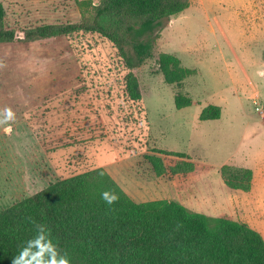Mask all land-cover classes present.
Returning a JSON list of instances; mask_svg holds the SVG:
<instances>
[{"label":"rangeland","instance_id":"1","mask_svg":"<svg viewBox=\"0 0 264 264\" xmlns=\"http://www.w3.org/2000/svg\"><path fill=\"white\" fill-rule=\"evenodd\" d=\"M0 1L6 27L18 31L78 23L86 14L78 1L99 0ZM173 17L174 28L165 22L155 29L152 58L134 71L138 101L126 94L129 71L116 47L100 34L78 31L0 45V110L10 107L15 115L7 121L11 134L0 125V212L49 183L102 167L137 203L167 200L161 199L165 188L181 201L185 185L159 183L174 178L181 183L192 175L203 185H190L191 194L208 196L192 201L193 212L216 217L228 212L229 188L219 172L226 164L253 172L251 191L236 192L242 199L237 208L262 227L256 231L264 239V0H194ZM160 33V51L197 71L181 84L192 99L189 107L175 108L176 87L159 72ZM207 105L221 108L219 119L199 120ZM158 150L184 153L211 169L157 176L145 156L173 163L187 159Z\"/></svg>","mask_w":264,"mask_h":264},{"label":"trees","instance_id":"2","mask_svg":"<svg viewBox=\"0 0 264 264\" xmlns=\"http://www.w3.org/2000/svg\"><path fill=\"white\" fill-rule=\"evenodd\" d=\"M189 4L190 0H99L97 5L78 1L86 13L78 23L40 24L16 31L6 27L0 1V45L16 40H55L78 31L100 34L116 47L129 71L126 94L131 101H138L141 90L134 71L152 58L155 29L186 10ZM157 65L164 81L176 87L175 108L189 107L192 99L181 91V84L196 71L182 66L172 54L160 53ZM220 116L219 106L207 105L199 120H216ZM157 152L187 158L173 163L145 156L157 176L164 172L176 175L182 170L202 173L211 169L208 164L190 161L184 153ZM219 172L230 190L250 191V169L224 164ZM105 190L116 192L119 200L107 205L100 195ZM36 223L46 226L48 238L55 245V252H45L43 261L66 256L71 264H264V239L248 224L226 213L208 217L176 201L137 203L102 167L49 183L45 189L2 210L0 264H12V258L36 237ZM39 251L32 248L30 264H38Z\"/></svg>","mask_w":264,"mask_h":264},{"label":"crops","instance_id":"3","mask_svg":"<svg viewBox=\"0 0 264 264\" xmlns=\"http://www.w3.org/2000/svg\"><path fill=\"white\" fill-rule=\"evenodd\" d=\"M193 1L194 0H190V4H189V7L192 5V3H193ZM189 7L186 9V10H184L183 12H181L179 15H181V14H183L184 12H186L188 9H189ZM253 11L255 12V13H257V10H255V9H253ZM169 25V26H168ZM167 26L170 28V27H172V28H174V17L172 16V17H170V19H169V22H168V24H167ZM221 34H222V37H223V39L225 40V42L227 43V44H229V42H230V40L228 39V37H227V35H226V33L224 32V30L222 29V27H221ZM161 33H162V31H161ZM161 33H160V37H159V41H158V50H159V52L160 53H165V54H172V55H174L173 53H166V52H161L160 50H161ZM176 56V55H175ZM177 57V56H176ZM177 58H179V57H177ZM180 60V59H179ZM181 61V60H180ZM182 64V63H181ZM182 66H184V64H182ZM237 66L239 67V68H241L243 71L245 70V67L243 66V64L241 63V62H239V63H237ZM184 67H186V66H184ZM186 68H189V67H186ZM190 69H193V68H190ZM195 71H196V69H194ZM196 73H197V71H196ZM261 73V72H260ZM221 167V166H220ZM220 169V168H219ZM253 173V172H252ZM190 176H192V175H188L187 177H186V179H183L182 181H181V183H177L176 182V180H175V178L174 179H171L170 181L169 180H167V181H164V179L163 180H161L160 181V183H159V185H185V188H184V193H183V199H181V201H180V198L179 199H177L175 196H173V197H170L169 195H168V192L170 191H168L167 190V188H165V191H162L163 193H165V195L166 196H164L163 198H161V199H167L168 201H176V202H179V203H181L182 205H184L185 207H187L189 210L191 209L192 211H194L193 210V208L191 207V204H192V201H195L196 199H198V200H204V199H206L208 196H206L205 194H197V196H195V195H192L191 194V192H190V185H203V184H200V183H197V182H200L198 179H197V181H193L192 179H191V177ZM176 177V176H175ZM198 177H199V175H198ZM222 183H223V181H222ZM224 184V183H223ZM225 186V185H224ZM170 188H172V187H170ZM251 188H252V185H251ZM226 190H228L227 191V193L225 194V197H224V202H226V203H228V206H226L227 207V214H229L234 220H236V221H240V222H244V223H246V224H249V226L251 227V228H253L254 230H256L257 228H262L259 224H256L255 225V223L253 224H251V222H253V218L250 216V215H247V218H245V216L244 215H242V214H240L239 212H238V208H237V205L238 204H240V200H242V199H240L241 197L240 196H237L236 195V192H242V191H236V190H229V189H226ZM250 191H251V189H250ZM249 191V192H250ZM243 193V192H242ZM244 193H248V192H244ZM187 197H191L192 198V200H190L189 198H187ZM197 197V198H196ZM184 198H187V201L188 202H186V201H184L185 199ZM213 198V197H212ZM210 199V198H209ZM213 201L215 202V200H214V198H213ZM194 203V202H193ZM234 203H235V205H236V207H235V205H234ZM197 211V213H201V210H196ZM226 213V212H225ZM204 214V213H203ZM263 230V234H264V229H262ZM262 236V235H261ZM263 237V236H262Z\"/></svg>","mask_w":264,"mask_h":264},{"label":"clouds","instance_id":"4","mask_svg":"<svg viewBox=\"0 0 264 264\" xmlns=\"http://www.w3.org/2000/svg\"><path fill=\"white\" fill-rule=\"evenodd\" d=\"M2 67H4V65L0 63V68ZM0 112L3 113V119H0V125H3V131L5 134H11L12 126L11 124L7 123V121H14V112L10 107H5L0 110ZM100 195L107 205L114 204L120 198L116 192L111 190L102 191ZM35 228L37 230L36 237L32 240H29L27 245L20 250L19 254L12 258V264H30L28 257L31 254L33 247L40 250L38 255L41 257V259L39 260L38 264H71V261L66 256L61 257L59 260L55 259L53 256L49 261H43L42 257L45 252H55V245L52 244L51 239L48 238V229L45 225L36 223Z\"/></svg>","mask_w":264,"mask_h":264},{"label":"built area","instance_id":"5","mask_svg":"<svg viewBox=\"0 0 264 264\" xmlns=\"http://www.w3.org/2000/svg\"><path fill=\"white\" fill-rule=\"evenodd\" d=\"M258 109V108H257Z\"/></svg>","mask_w":264,"mask_h":264}]
</instances>
